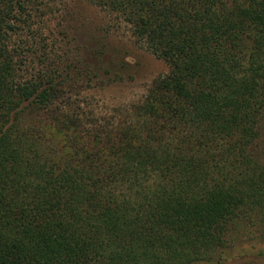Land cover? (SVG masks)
<instances>
[{
	"label": "trees",
	"instance_id": "1",
	"mask_svg": "<svg viewBox=\"0 0 264 264\" xmlns=\"http://www.w3.org/2000/svg\"><path fill=\"white\" fill-rule=\"evenodd\" d=\"M82 3L167 65L138 101L83 105L105 46ZM244 239L264 241V0H0V264H221Z\"/></svg>",
	"mask_w": 264,
	"mask_h": 264
},
{
	"label": "rangeland",
	"instance_id": "2",
	"mask_svg": "<svg viewBox=\"0 0 264 264\" xmlns=\"http://www.w3.org/2000/svg\"><path fill=\"white\" fill-rule=\"evenodd\" d=\"M80 8L85 17L80 41L88 46L99 41L105 46L101 57L104 73L99 72L103 82L96 81L93 89L83 93V105L97 112H108L120 104L138 101L151 82L167 72V65L135 41L128 28L112 16L85 3ZM221 264H264V241H238Z\"/></svg>",
	"mask_w": 264,
	"mask_h": 264
}]
</instances>
